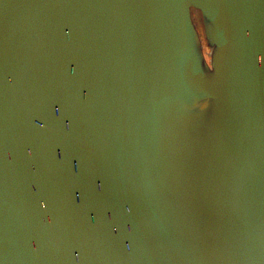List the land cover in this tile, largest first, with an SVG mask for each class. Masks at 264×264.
<instances>
[{
	"label": "water",
	"instance_id": "water-1",
	"mask_svg": "<svg viewBox=\"0 0 264 264\" xmlns=\"http://www.w3.org/2000/svg\"><path fill=\"white\" fill-rule=\"evenodd\" d=\"M0 264H264V0H0Z\"/></svg>",
	"mask_w": 264,
	"mask_h": 264
},
{
	"label": "rangeland",
	"instance_id": "rangeland-1",
	"mask_svg": "<svg viewBox=\"0 0 264 264\" xmlns=\"http://www.w3.org/2000/svg\"><path fill=\"white\" fill-rule=\"evenodd\" d=\"M197 29H198V35H199V40H200V57H199V62L200 64L204 65H209V46L207 43V38H205V33L203 32L202 25L200 23H197Z\"/></svg>",
	"mask_w": 264,
	"mask_h": 264
},
{
	"label": "snow or ice",
	"instance_id": "snow-or-ice-1",
	"mask_svg": "<svg viewBox=\"0 0 264 264\" xmlns=\"http://www.w3.org/2000/svg\"><path fill=\"white\" fill-rule=\"evenodd\" d=\"M58 111V110H57Z\"/></svg>",
	"mask_w": 264,
	"mask_h": 264
}]
</instances>
